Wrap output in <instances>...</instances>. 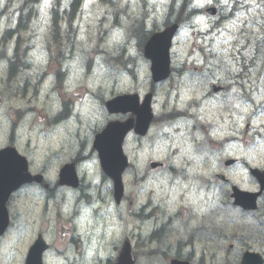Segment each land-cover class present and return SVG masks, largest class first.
<instances>
[{
  "label": "flooded vegetation",
  "instance_id": "flooded-vegetation-1",
  "mask_svg": "<svg viewBox=\"0 0 264 264\" xmlns=\"http://www.w3.org/2000/svg\"><path fill=\"white\" fill-rule=\"evenodd\" d=\"M188 91L189 89H184L183 94ZM168 107V105H164L162 108L163 112L168 110ZM177 117L178 115L174 113H165L163 116H159L158 119L160 121L165 120V123L156 126L159 129L158 131L160 132L166 128L172 127ZM206 121H209V119L203 115H191L186 119L188 134L183 132L182 135L188 140H192L194 143V152L196 154L199 153L200 145L204 144L205 137L209 145L218 147L220 145V137L224 136L220 132H215L216 135H214L211 129L215 123L212 121L206 123ZM221 124L224 127H228V130H225L224 134H226L229 139L235 138V134L232 132L234 129L233 123L231 124L226 121L221 123L218 121L216 128L219 129ZM248 130L249 125L246 127L247 132ZM177 132H179V130H177ZM228 160H232V158L223 162L218 159V162L215 164L203 163L199 165L200 178L208 185V192L212 193L211 198L207 197L205 201L207 205L203 207L199 216L193 219V221H188L186 218L179 215H173L171 208H167L165 211L168 215L167 221L164 224L160 222L158 225L159 228H154L149 235L152 247L163 246V248H161L162 251L176 250L175 248L183 251L185 248L192 247L196 240H198L200 234H214L221 223L220 214L222 205H226L225 202L221 200L220 193L214 196L215 185L220 187L221 184L225 183L232 188L239 183L240 186L247 191L258 192L260 183L251 173V168L253 167H249L248 164L244 163L246 169L243 170V174L238 176L233 167L239 165L240 162L227 166L226 162H228ZM76 161L77 157H71L67 163H75ZM65 164H63V166ZM257 169L264 170V164L258 166ZM167 170L171 172L175 171L174 167L171 165L168 166ZM206 171L209 173L207 174ZM155 173L157 172H152L149 175H154ZM217 175L225 176L228 181L221 182L217 180ZM103 177L104 181L110 182L109 178L105 175ZM83 180L82 185L77 190L80 191V193L83 191ZM55 181L58 183V179H55ZM45 183L47 184L38 186L41 192L43 193V191H46L47 198H51L54 193H56L57 197L55 200L57 209L53 211L54 228H51L49 224L46 223V212H35L38 218L41 219V225L32 234L24 264H26L30 247L38 238H43L49 246L47 251L43 253L44 264H114L126 242L131 243L133 259L136 260V227L125 229L123 225L124 219L120 213V209H124L125 200L122 201L121 204H116L113 200V196L110 194L101 197L104 203L111 200V207L114 209L111 225L108 226L107 223L104 222L106 224L105 226L104 223H100L102 224L101 226L94 227L93 221L95 220L98 223L100 216L96 211L85 209L89 204L87 195L79 194L78 202L76 200L74 201L75 208L71 207L70 202H66L65 205L63 204V206H65L64 209H62V201L59 198L60 190L56 188L55 184L50 182L47 177ZM111 193H113L112 190ZM127 208L130 211L134 209L132 213L136 221V200H133V206L129 204ZM161 213V210H157L156 212H151L150 216ZM191 217L194 216L192 215ZM210 240L213 241L214 244V238L212 237ZM173 245L175 247H173ZM186 257H189V255L186 254Z\"/></svg>",
  "mask_w": 264,
  "mask_h": 264
},
{
  "label": "rangeland",
  "instance_id": "rangeland-1",
  "mask_svg": "<svg viewBox=\"0 0 264 264\" xmlns=\"http://www.w3.org/2000/svg\"><path fill=\"white\" fill-rule=\"evenodd\" d=\"M22 0H13L10 4L9 7V13L12 12L13 9L17 8L18 5L21 3ZM222 2H228V3H235L237 0H220ZM238 1H247L249 2V4H251L254 8H258L259 7V2L258 0H238ZM0 2H2V4L5 3H9L8 0H0ZM126 4L130 5V9L134 10V15L136 16V0H125L124 1ZM215 0H197V4L199 6H205L207 4H211L214 3ZM51 4V0H46L45 4H42L39 7V18L35 21L32 22V26L33 28H35L37 30V34H34L33 36V40L32 43H34L35 45H37L36 49H39L40 45L42 43H44L47 40L48 34H49V29H48V23H49V5ZM103 7L101 5H99L97 3L96 0H88V2H86L83 6V9L81 11V15L79 20L77 21L78 26L80 27V34L85 36V37H90L93 38V47H96L97 41L95 42L96 36L97 34H95L94 30L95 28L98 26V19H97V13H101L103 10ZM257 10L254 9L252 10L253 14H256ZM203 18V24H194L195 27L193 28H186L180 35L179 38V46L176 48V51H179V48L181 50H184V53L182 56H187V54L192 50V49H196V41L193 40L192 35L196 34L199 30H203V31H207L211 29L212 26V21L204 16H201ZM198 17L197 19L201 18ZM11 18H13V16L11 15H6L5 17H3V21L1 23L2 27L4 28L5 25L11 24ZM250 17L246 14V13H241V15L238 16V18L235 20V22H224L223 24H221L218 28L214 31V37H215V42H214V50L218 53H225L227 52L226 50L232 49L233 48V43L237 40L238 38V30L241 26V24L247 23V19H249ZM249 22L251 23V20H249ZM188 31V35L185 36L183 35V33L185 31ZM30 34H26L24 33L22 35L23 38H25L26 36H28ZM125 32H120L118 38L116 40H120V41H125L126 37H125ZM114 39V37H113ZM23 46L27 47L25 44H23ZM127 46V45H126ZM129 46V45H128ZM127 46V48H128ZM34 51H39V50H34ZM123 49H120L119 52H123ZM129 51V48H128ZM130 51L134 52V48L130 47ZM34 54H37V52H34ZM94 54V53H92ZM129 54V53H127ZM133 57L135 56L134 53H130ZM102 56H106L105 53H101ZM192 61H195V57L192 58ZM124 87L126 89L128 88H132L133 86L126 82L123 84ZM135 90V89H133ZM1 92V91H0ZM6 103V102H5ZM39 104L45 107V99L44 97H40L39 99ZM36 105L38 106V102H36ZM11 106H22V103L19 101H14L13 104L12 103H8V108H10ZM39 107V106H38ZM44 107H39L41 110H43V114L47 115V112L45 111ZM2 116V114H1ZM0 116V120L2 121V119H4L3 117L1 118ZM43 128L42 124H40L37 129H35V132L37 130H39L40 128ZM33 141H32V149H34L35 151H37L35 153V156L37 157V159L39 161L43 160L44 157V151H46L44 149V147H48L51 146L53 144V142L58 143L59 142V137L58 138H52V140H47L45 141V137L43 134H38V133H34L33 134ZM37 147V148H36ZM164 151V150H163ZM154 157H160L159 155H154L151 154L150 152L144 150L142 152H140L139 156L138 154H136V158L138 159V162L140 163V165H144L149 159L154 158ZM127 193L132 196L135 195L137 196V192H138V185L134 182L133 177L131 176L130 178L128 177L127 179ZM151 186L147 187V190L144 191L140 197L139 200L140 202H144L146 201L147 197H148V193L149 190H151L152 185H154V183H150ZM156 186V185H154ZM32 207L30 210H27L28 204ZM38 203L35 200H32L30 198H27L25 201H19L18 205H14L11 207V209L15 210V216L18 215V211L22 214H27L30 213V211L32 210H36L38 209ZM125 225L127 226V221H128V215H127V211L125 214ZM22 222L23 225L22 226V230L21 231H25L26 228V233L27 236L25 235V237L23 238V235L21 237H18L16 239H10V237L12 236V233L9 234L8 238L6 239L5 243L0 244V264H8L5 261V258L9 255V247H11V245H15L12 248V254L13 257L15 258V261L12 262V264H19L17 257H19V255L22 253L23 248L24 251L26 249V246L29 243V234H31L33 230L28 229L25 225V219L22 218ZM140 225H138V222L136 221V229L139 228ZM22 240V241H21ZM20 243V244H19ZM229 246L228 243H226L221 251H220V257L219 259L221 260V264H224L223 261L224 260H228L230 259V255L232 254L231 252L227 251V247ZM139 253L140 255V262L139 264H161V261L159 260H149L148 257L146 256H142V253L140 252V249L136 248V253ZM145 251V250H144ZM146 253V251H145ZM17 259V260H16ZM218 259V260H219ZM25 260V258H24ZM219 262V261H218ZM217 262V264H219ZM163 264H167V263H163Z\"/></svg>",
  "mask_w": 264,
  "mask_h": 264
},
{
  "label": "water",
  "instance_id": "water-1",
  "mask_svg": "<svg viewBox=\"0 0 264 264\" xmlns=\"http://www.w3.org/2000/svg\"><path fill=\"white\" fill-rule=\"evenodd\" d=\"M159 45H160L159 41L153 42V46L156 49L159 47ZM144 122H146V120ZM20 172L21 171H18L16 169L15 165H13L12 169L11 168L9 169V179H11L12 182L8 184L7 188H4L0 192V195H1L0 196V214H2V212L5 210V201L8 197V195L10 194V192L15 187L16 181L23 179L24 174H21ZM6 225H7L6 218L4 216L0 215V233L5 229Z\"/></svg>",
  "mask_w": 264,
  "mask_h": 264
},
{
  "label": "clouds",
  "instance_id": "clouds-1",
  "mask_svg": "<svg viewBox=\"0 0 264 264\" xmlns=\"http://www.w3.org/2000/svg\"><path fill=\"white\" fill-rule=\"evenodd\" d=\"M176 3H177V6H179L181 3H183V0H176ZM196 6L198 7L199 5H196ZM190 23H193V24H203V18H202V17L199 18V19L193 18V19L190 21ZM183 35L187 36V35H188V31L186 30V31L183 33ZM85 155H86V153H85ZM96 163H97V161H96V159L93 157V158L91 159V162H90V163L82 164V165H81V169H82V170H83V169L94 170V169H95V166H96ZM94 183H96V184H99V183H100V178H99L98 175H96V176L94 177ZM109 186H111V182H109Z\"/></svg>",
  "mask_w": 264,
  "mask_h": 264
},
{
  "label": "trees",
  "instance_id": "trees-1",
  "mask_svg": "<svg viewBox=\"0 0 264 264\" xmlns=\"http://www.w3.org/2000/svg\"><path fill=\"white\" fill-rule=\"evenodd\" d=\"M33 1H36V0H27L25 3L28 4V3H31Z\"/></svg>",
  "mask_w": 264,
  "mask_h": 264
}]
</instances>
